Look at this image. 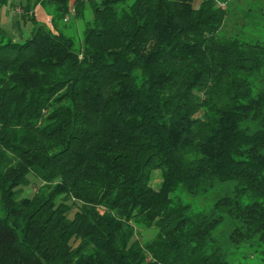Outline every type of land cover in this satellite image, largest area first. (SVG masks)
<instances>
[{"label": "trees", "instance_id": "obj_1", "mask_svg": "<svg viewBox=\"0 0 264 264\" xmlns=\"http://www.w3.org/2000/svg\"><path fill=\"white\" fill-rule=\"evenodd\" d=\"M193 1L27 0L52 29H0V264H264V0Z\"/></svg>", "mask_w": 264, "mask_h": 264}, {"label": "rangeland", "instance_id": "obj_2", "mask_svg": "<svg viewBox=\"0 0 264 264\" xmlns=\"http://www.w3.org/2000/svg\"><path fill=\"white\" fill-rule=\"evenodd\" d=\"M201 0H194L193 5L198 7ZM27 4V0H7L6 4L0 8V29L6 32V37L4 40L11 39L15 42L23 41L27 36L30 35L34 26H43L46 29H52L50 17L47 11L42 8L40 5L35 6L32 11L34 12L35 22L32 20H22L18 14H21L23 6ZM23 5V6H22ZM11 17L14 19L12 20ZM92 17L90 8L87 6L85 8V17L76 19L73 15H70V20L64 24H60V27L64 32L71 36L74 40V49L79 51L83 46V30L86 26V22L89 21ZM19 19L21 21L19 29L20 34L17 37L15 32V27L13 21ZM257 35L261 38H264V29L257 31ZM160 181L159 172H155L152 180L153 185H158ZM28 191V188L25 189V192ZM194 208H203L207 206L211 201L207 199L197 198L191 201ZM224 225V224H223ZM219 226L215 233L217 236H222L227 229H224V226ZM227 233V232H226ZM152 231L142 230V234H138L141 239H144L151 236ZM227 253V258L229 264H258V257L254 253V250L251 247L241 245L238 249H230Z\"/></svg>", "mask_w": 264, "mask_h": 264}, {"label": "crops", "instance_id": "obj_3", "mask_svg": "<svg viewBox=\"0 0 264 264\" xmlns=\"http://www.w3.org/2000/svg\"><path fill=\"white\" fill-rule=\"evenodd\" d=\"M18 15H19V14H18ZM11 19L13 20L14 18L11 17ZM20 23H21V21H20L19 19H15V20L13 21L14 27L16 28V29H15V32H16L17 37H19L18 35L21 33V32H20V29H19Z\"/></svg>", "mask_w": 264, "mask_h": 264}]
</instances>
